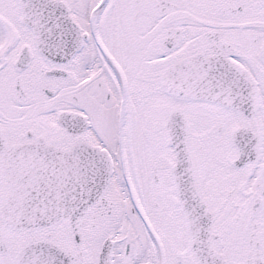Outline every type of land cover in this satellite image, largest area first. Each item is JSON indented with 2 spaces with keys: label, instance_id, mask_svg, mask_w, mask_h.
Segmentation results:
<instances>
[{
  "label": "snow or ice",
  "instance_id": "1",
  "mask_svg": "<svg viewBox=\"0 0 264 264\" xmlns=\"http://www.w3.org/2000/svg\"><path fill=\"white\" fill-rule=\"evenodd\" d=\"M0 264H264V0H0Z\"/></svg>",
  "mask_w": 264,
  "mask_h": 264
}]
</instances>
